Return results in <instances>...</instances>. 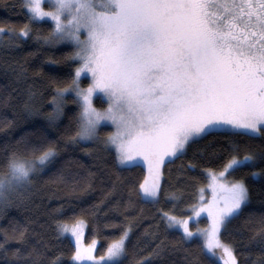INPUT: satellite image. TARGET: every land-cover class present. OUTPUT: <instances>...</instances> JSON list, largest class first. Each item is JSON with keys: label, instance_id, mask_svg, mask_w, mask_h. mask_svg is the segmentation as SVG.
<instances>
[{"label": "snow or ice", "instance_id": "snow-or-ice-1", "mask_svg": "<svg viewBox=\"0 0 264 264\" xmlns=\"http://www.w3.org/2000/svg\"><path fill=\"white\" fill-rule=\"evenodd\" d=\"M21 7L28 23L18 31L0 27V45L29 37L30 25L46 18L53 26L43 37L45 42L74 44L67 59L77 66L70 83L55 89L48 119L55 123L63 115L65 96L75 93L77 130L70 139L100 141L102 122H110L115 130L102 143L115 149L118 166L138 157L148 163L147 175L132 189L145 203L159 204L165 158L183 155L191 143L220 134L264 137V0H22ZM87 73L91 83L81 88V76ZM94 94L106 108L94 106ZM24 107L33 112L30 102ZM229 143L233 152L239 151L238 144ZM31 151L39 154L8 156L0 172V205L30 186L33 175L57 154L51 145L33 146ZM259 156L264 159V152ZM255 159L252 154L242 159L232 155L218 174L220 179L212 177V201L204 204L201 196L199 205L190 206L195 217L207 211L206 228L193 231L191 217L178 218L158 209L166 228L182 230L183 241H202L198 247L210 264H238L234 246L221 236L248 204L249 189L243 181L223 180L225 173ZM217 190L222 193L219 199ZM170 199L179 197L173 193ZM259 223V243L264 245V216ZM83 224V220L71 228L58 224V231L76 238L72 264H117L126 255L130 228L108 245L105 255L96 257L95 241L87 247L80 243ZM19 239L24 242L23 232ZM153 255H159V246L149 253ZM12 256L20 264L21 249ZM50 264H60V257ZM137 264H147V258Z\"/></svg>", "mask_w": 264, "mask_h": 264}, {"label": "trees", "instance_id": "trees-1", "mask_svg": "<svg viewBox=\"0 0 264 264\" xmlns=\"http://www.w3.org/2000/svg\"><path fill=\"white\" fill-rule=\"evenodd\" d=\"M21 4L22 0H0V27L18 31L28 23ZM30 27L29 37L0 45V172L13 152L38 155L31 151L33 146L51 145L57 154L52 163L33 175L30 186L13 194L7 205H0V243L4 244L0 264H17L12 256L17 248L21 249L20 264H50L56 257H60V264H72L73 238L60 233L58 224L77 220L86 223L84 241H98L99 256L131 229L126 255L117 264H137L142 257L147 258V264H210L198 247L201 240L183 241L180 230L166 228L158 209L183 216L207 184V170L220 171L232 155L243 158L248 154L256 159L230 175L244 180L249 202L221 238L234 246L238 264H264V245L257 234L264 216V159L259 156L264 152V137L220 134L191 143L183 155L163 164L159 204L145 203L132 189L147 175V167L118 166L115 151L103 143L70 139L77 130L74 116L79 110L73 96H66L63 115L50 123L48 113L53 109L55 89L70 83L76 67L67 59L74 49L41 40L51 29L50 23H32ZM26 102L33 108L31 114L25 110ZM95 103L104 106L101 99ZM110 131L109 127L101 128L103 136ZM230 141L240 146L239 151L231 150ZM173 193L178 200L170 199ZM158 246L159 255L149 257Z\"/></svg>", "mask_w": 264, "mask_h": 264}, {"label": "rangeland", "instance_id": "rangeland-1", "mask_svg": "<svg viewBox=\"0 0 264 264\" xmlns=\"http://www.w3.org/2000/svg\"><path fill=\"white\" fill-rule=\"evenodd\" d=\"M44 8L47 10L48 8H49V5H48V3H45L44 5ZM42 22H47V23H50L51 24V26H53L52 25V23L50 22V20L49 19H45V20H43V21H37V22H34V23H42ZM31 26V25H30ZM32 33V32H31ZM43 37L44 36H41V40L44 42V43H46V44H48V45H51V46H55V47H57V46H60V45H71L72 47H73V49H75V46H74V44L71 42V41H65V42H62V43H59V44H51V43H47V42H45L44 41V39H43ZM27 38V37H26ZM76 66H77V64H76ZM91 83V74L90 73H87V74H82V76H81V79H80V87L81 88H87V86L89 85ZM68 95H70V96H73L74 98H75V93H69V94H67L66 96H68ZM66 96H65V98H66ZM97 99H101V97L98 95V94H94L93 95V98H92V102H93V104H94V106L96 107V108H98V109H103V108H106L107 107V104L105 103V102H103L104 103V106L103 107H100V106H97L96 105V100ZM102 100V99H101ZM103 127H109L110 129H111V131L110 132H113L115 129H114V126L110 123V122H102V125H101V127H100V129H99V133H100V137H101V140L100 141H82V142H100V143H102V140H103V138L105 137V136H103L102 134H101V128H103ZM189 146V145H188ZM187 146V147H188ZM187 147H186V149H187ZM111 148V147H110ZM111 149H113L114 151H115V149L114 148H111ZM186 149H185V151H186ZM239 158V157H238ZM173 159V158H172ZM242 159V158H241ZM169 159L166 157L165 158V162L166 161H168ZM251 162V161H250ZM136 164H141V165H143L145 168L147 167L148 168V163H147V161H145L144 159H143V157H138V158H136L135 160H133V161H130V162H128V164L127 165H125V166H129V165H136ZM163 166V165H162ZM162 166H161V169H162ZM210 171H211V174H210ZM223 171V169L222 170H220V171H214V170H207L206 171V173H207V176H208V182H207V184L204 186V187H201L200 189H199V191H198V201L196 202V205H199V203L201 202V200H200V198H201V196L203 197V203L204 204H208L210 201H212V199H213V196H214V193H213V188H212V185L214 184V181H213V175H215L216 176V180H219L220 179V177H219V173L220 172H222ZM225 177H226V179H224L223 180V183L224 184H228V183H230V182H235V181H243L244 182V180H241V179H234L229 173H225ZM245 183V182H244ZM201 189H203V191L201 192L200 190ZM22 190V189H21ZM222 195V193L219 191V190H217L216 192H215V196L217 197V199H219V197ZM187 213L186 214H184L183 216H177V215H175V214H173V213H171L172 215H175V216H177L178 218L179 217H182V218H189V217H191V219H189V221H188V224H189V228L191 229V230H193V231H195L197 228H200V229H203V228H206L209 224H210V220L208 219V217H207V211H204V212H201V214H200V216L199 217H195L194 215H193V211H192V209H191V207H188V209H187V211H186ZM205 220L206 221V223H205V225H201L200 224V221L201 220ZM74 224H76V223H73V224H67L68 226H69V228H71ZM85 230H86V223H85V221H84V224L81 226V229H80V231H81V235H80V243H81V245H83L84 247H87V246H89V245H92V243H93V241H95V245L93 246V255L94 256H96V257H100L99 255H97L96 254V248H97V245H98V241L97 240H93L92 242H90V243H86L85 241H84V234H85ZM181 232H182V230H180ZM60 232V231H59ZM61 233V232H60ZM62 234H64V235H68V236H70V237H72L71 239L73 240V242H74V244H76V238H75V236H73L72 234H71V232H68V233H62ZM129 234H130V232H129ZM202 242V241H201ZM218 252H220V253H222V250H217ZM105 255V254H104ZM101 256H103V255H101ZM122 259V258H121ZM120 259V260H121ZM119 260V261H120ZM221 263H222V261H221Z\"/></svg>", "mask_w": 264, "mask_h": 264}]
</instances>
